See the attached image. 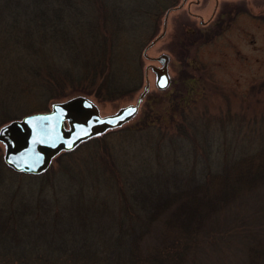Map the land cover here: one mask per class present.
<instances>
[{
  "label": "trees",
  "instance_id": "16d2710c",
  "mask_svg": "<svg viewBox=\"0 0 264 264\" xmlns=\"http://www.w3.org/2000/svg\"><path fill=\"white\" fill-rule=\"evenodd\" d=\"M179 1L0 0V124L45 111L68 89L78 95L67 100L135 90L140 53ZM170 113L172 129L159 136H168L164 150L150 124L98 137L106 174L31 173L41 182L35 193L6 186L0 175V264H188L207 222L264 184V123L230 109L216 117L191 107ZM246 259L264 264V238Z\"/></svg>",
  "mask_w": 264,
  "mask_h": 264
},
{
  "label": "rangeland",
  "instance_id": "374dc122",
  "mask_svg": "<svg viewBox=\"0 0 264 264\" xmlns=\"http://www.w3.org/2000/svg\"><path fill=\"white\" fill-rule=\"evenodd\" d=\"M179 2L181 5L178 8L168 12L166 27L165 16L158 21L155 35L140 53L143 79L139 86L119 98L98 100L89 96L88 99L97 106L101 116L111 115L121 107L135 104L148 82L150 89L141 100L139 110L119 128L150 124L149 130L155 134L150 136L155 140L161 137L163 130L168 129L167 133L171 131L170 112L175 106L191 107L200 113L207 111L213 117L230 109L232 115H245L246 121H251L249 124H252L255 116L258 122L262 119L264 123V0ZM159 56L167 57V73L170 77L167 88L156 86V73L151 69V66H162ZM147 67L149 69L146 72ZM66 92L68 96L60 100H48L44 105L45 111H49L52 104L78 95L69 89ZM30 106L29 103L26 108ZM13 116L14 119L1 123L0 127L22 118L18 113ZM67 124H64L66 128ZM101 135L91 136L81 142L76 149L70 150L69 155L64 154L69 151H61L51 160L45 172L54 178L65 172L76 180H80V173H91L89 169L93 167L100 168L106 174L105 159L100 157L101 149L97 145L100 143L97 138ZM166 138L168 136L159 139L162 150L163 144L168 143ZM153 143L154 140L150 141L151 145ZM108 152L110 156L114 153L110 147ZM4 153V142L0 140V158L9 169L5 172L0 169V175L5 176L1 182L14 188L21 187L22 192L33 190L35 193L41 187L40 178L13 170L4 162ZM128 163L131 164L129 168L134 167L133 160ZM138 164L141 172L138 177L141 179L144 171L142 164ZM147 174L148 171H145L142 177L149 185L152 181ZM140 182L135 183L139 185ZM159 230L160 223L157 222L151 235L145 238L146 243H151ZM261 237L264 238V184L207 222L201 233L198 252L188 264H246L249 245Z\"/></svg>",
  "mask_w": 264,
  "mask_h": 264
},
{
  "label": "water",
  "instance_id": "95a60500",
  "mask_svg": "<svg viewBox=\"0 0 264 264\" xmlns=\"http://www.w3.org/2000/svg\"><path fill=\"white\" fill-rule=\"evenodd\" d=\"M164 27L168 12L165 14ZM164 34V31L162 35ZM144 55L146 52L144 51ZM160 68L151 66L156 73V86L167 88V57L159 56ZM149 68L147 67L146 72ZM148 82L135 104L121 107L111 115L101 116L97 106L84 96L52 104L45 112L32 113L0 127V140L4 142V162L13 170L24 174H40L61 151H70L81 142L119 128L139 110L148 91ZM68 123L67 128L64 124Z\"/></svg>",
  "mask_w": 264,
  "mask_h": 264
}]
</instances>
